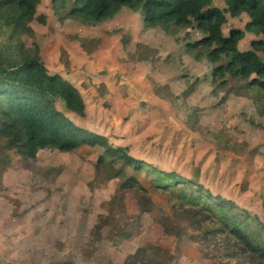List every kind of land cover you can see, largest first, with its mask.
Returning <instances> with one entry per match:
<instances>
[{
	"label": "rangeland",
	"instance_id": "obj_1",
	"mask_svg": "<svg viewBox=\"0 0 264 264\" xmlns=\"http://www.w3.org/2000/svg\"><path fill=\"white\" fill-rule=\"evenodd\" d=\"M37 14L45 24L31 23L35 37L25 42L40 47L46 69L74 82L87 111L77 124L264 223V116L230 81L212 93L210 68L192 62L181 40L199 33L147 29L126 8L94 27L59 21L50 0H39ZM227 20L226 31L246 23L243 16ZM182 74L200 83L186 92ZM99 154L44 150L31 162L12 154L0 201V264H259L225 257L235 249L203 240L193 216L151 188L152 176L108 160L98 165ZM131 176L145 192H123Z\"/></svg>",
	"mask_w": 264,
	"mask_h": 264
},
{
	"label": "trees",
	"instance_id": "obj_2",
	"mask_svg": "<svg viewBox=\"0 0 264 264\" xmlns=\"http://www.w3.org/2000/svg\"><path fill=\"white\" fill-rule=\"evenodd\" d=\"M215 2L221 7L215 6ZM50 3L53 13L61 15L59 21L71 20L85 27L103 23L126 8L140 13L145 28L159 29L168 36L181 30H195L200 39L184 40L188 33L181 38L184 53L192 62H204L210 68L212 93L226 89L230 81L232 89L250 98L257 113L264 116V0H50ZM38 5L39 0H0V201L6 199L4 176L12 166V154L23 162H31L44 150L72 153L81 147L97 149L98 165L108 160L152 176L151 188L171 195L177 201L173 204L176 211L193 216V224L202 228L203 240H215L236 250L225 257L264 264V223L256 216L229 199L211 194L196 181L132 157L127 146H114L108 136L74 122L86 117L82 95L70 81L45 68L35 42L30 45L25 42V38L35 37L31 23L45 24L46 17L37 14ZM242 16L246 18L242 27L225 30L227 18ZM121 43L127 45L126 40ZM170 63L173 64H166ZM179 81L187 82L186 92L200 83V80L190 82L186 74ZM194 113L187 115L188 121H193ZM211 135L219 138L217 134ZM121 188L123 192L133 189L145 192L132 176Z\"/></svg>",
	"mask_w": 264,
	"mask_h": 264
},
{
	"label": "crops",
	"instance_id": "obj_3",
	"mask_svg": "<svg viewBox=\"0 0 264 264\" xmlns=\"http://www.w3.org/2000/svg\"><path fill=\"white\" fill-rule=\"evenodd\" d=\"M104 23V22H103ZM40 52H41V50H40ZM47 70H48V68H47ZM50 73H57V74H59V75H61L62 76V74H60V73H58V72H55L54 70H51V69H49L48 70ZM65 79H67L68 81H70L73 85H74V82L73 81H71L70 79H68V76L67 75H65V77H64ZM75 86V85H74ZM76 87V86H75ZM87 112V111H86ZM74 122H75V120H74ZM76 123V122H75ZM98 133V132H97ZM100 134V133H99ZM103 135V134H102ZM107 136V135H106Z\"/></svg>",
	"mask_w": 264,
	"mask_h": 264
}]
</instances>
